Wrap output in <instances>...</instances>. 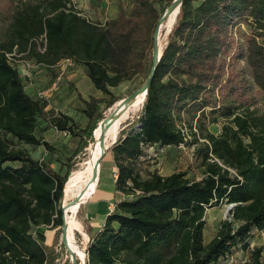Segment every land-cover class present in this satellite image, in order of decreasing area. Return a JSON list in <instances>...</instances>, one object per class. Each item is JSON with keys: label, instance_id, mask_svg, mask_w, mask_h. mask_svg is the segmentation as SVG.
I'll return each instance as SVG.
<instances>
[{"label": "trees", "instance_id": "obj_1", "mask_svg": "<svg viewBox=\"0 0 264 264\" xmlns=\"http://www.w3.org/2000/svg\"><path fill=\"white\" fill-rule=\"evenodd\" d=\"M68 1L0 0V264L56 263L60 252L38 228L61 226L63 190L73 169L68 164L61 175L11 146L4 135L52 150L35 133L42 118L79 135L86 145L105 117L95 100L85 101L88 124L83 129L70 116L48 114L45 100L26 91L7 53L25 52L48 65L70 58L84 66L95 88L110 93V86L136 75L145 80L161 15L155 4L164 3L165 9L172 2L134 0L128 14L119 9L100 27L66 11ZM259 95L264 99V0H182L142 117L123 128L109 148L114 207H107L97 229L84 220L86 264H213L233 246L246 247L253 228L263 232L264 111L257 106ZM205 107L226 120L218 134L206 128L205 122L215 123L217 116L208 117ZM194 117L205 131L197 149L203 175H162L157 168L140 174L137 163L150 148L186 143V120L188 131L197 135ZM136 124L137 130L130 131ZM223 202L233 204L230 218L205 243V211ZM245 264H264L262 248H253Z\"/></svg>", "mask_w": 264, "mask_h": 264}, {"label": "rangeland", "instance_id": "obj_2", "mask_svg": "<svg viewBox=\"0 0 264 264\" xmlns=\"http://www.w3.org/2000/svg\"><path fill=\"white\" fill-rule=\"evenodd\" d=\"M133 3L134 0H80L78 4L88 21L101 27L110 19L114 18L119 9H122L128 14ZM155 5L162 14L164 3H156ZM167 37L168 35L162 40V48L166 44ZM37 42L38 50L40 52L43 51L44 38H39ZM8 59L18 69L29 95L33 98L40 97L45 100L43 103L48 114L54 116H70L72 121L80 129L85 128L88 124L85 101L92 102L95 100L97 112L105 116L108 109L114 104H111L113 99L125 97L142 84L141 77L136 75L129 81H123L116 86H110V93H103L95 88L87 76L84 66L72 60L61 61V59L54 65H48L44 62L37 61L33 57H29L25 52L19 53L16 51L10 54ZM257 106L260 110L264 111V99L260 95L258 96ZM205 112L208 114V117L217 116L215 123L205 122V125L207 130L218 134L223 123L226 121L225 118L219 115V111L212 112L211 108L208 107H205ZM142 114L141 109L136 118L125 123L121 130L125 127L128 128L131 122L139 120ZM185 117L190 121L192 116L190 113H186ZM187 120L185 123L187 128L186 143L178 147L164 148L162 150L161 148H150L148 156L144 154L139 158L137 163L140 174L146 176L153 168H157L163 169V173L185 171L186 177L190 179H199L203 175V167L201 166L200 155L197 149L204 141L201 136L205 131L199 126V119L194 117L193 126H197L194 129L197 135L194 136L188 131ZM136 130L137 124L130 131ZM35 133L37 136L42 135L52 146V150L46 149L43 145L35 146L19 142L10 135H4V138L11 146L22 148L34 158L45 161L53 170L61 175L66 172L68 164H72L73 169L65 183L66 185L71 174L83 166L88 156L90 142L87 141V144L83 145L79 135H73L67 131L64 134V131L58 130L42 118H38L36 121ZM195 138H197V141H195ZM114 171L115 166L112 164L111 151L107 149L101 160L98 176L99 182L96 192L92 197L95 190L93 189L89 198L88 196L85 198L88 199L81 203L75 213V216L82 223L84 233H86L84 220H90L94 229H97L104 221L107 207L109 208L114 203L112 199L114 196L112 179ZM64 193L65 186L62 204L65 199ZM227 205L228 203L223 202L220 205L206 209L203 230V240L205 243L215 235L220 222L230 218L229 211H226ZM38 230L46 232L47 241L53 242L54 250L60 252V257L56 260L55 264H72L70 252L73 251L61 243V226L54 228L40 226ZM83 232L80 230L75 231V241L81 248H86L89 237L87 233L84 235ZM246 242L248 243L246 247H243L241 243L233 246L225 256L221 257L214 264H242L244 260L249 259L251 251L255 247L262 248V257L264 259V233L253 228Z\"/></svg>", "mask_w": 264, "mask_h": 264}, {"label": "bare ground", "instance_id": "obj_3", "mask_svg": "<svg viewBox=\"0 0 264 264\" xmlns=\"http://www.w3.org/2000/svg\"><path fill=\"white\" fill-rule=\"evenodd\" d=\"M175 15L176 9L169 14L159 28L158 41L160 50L162 49L161 44L163 38L169 34L171 27L175 23ZM122 99L123 98L116 100L108 109L105 117L98 122L93 132L94 141L89 144L88 156L85 159L83 166L71 174L67 184L65 185V199L63 203L65 208L63 221L66 227L65 247L75 253L80 264H82V261L85 260L86 255L83 248L77 245L75 241V231L80 230L83 232L82 223L75 216V213L81 203L89 198L85 199L88 193L97 186L100 166L98 168L97 179L93 182H91V180L95 163L100 159L102 154L101 142H104L103 149H106L110 145L111 141L118 137L122 126L136 118L142 109L145 100V91L140 90L125 104L121 103ZM83 234L86 235L84 232Z\"/></svg>", "mask_w": 264, "mask_h": 264}, {"label": "water", "instance_id": "obj_4", "mask_svg": "<svg viewBox=\"0 0 264 264\" xmlns=\"http://www.w3.org/2000/svg\"><path fill=\"white\" fill-rule=\"evenodd\" d=\"M181 2H182V0H172V2L163 10L162 14L160 15V17L158 19V22L156 24V27L154 29V32H153L152 67H151L147 77L142 82V84L138 88H136L135 90L130 92L128 95L123 97L122 102H121L122 104H125L126 102L131 100L132 97L134 95H136V93H138L140 90H144L145 91V95H146L147 90H148V88L150 86L153 74H154L155 67H156V65H157V63H158V61L160 59V56L162 54V49H163L162 48L160 50V48H159V41H158L159 28H160L161 24L164 22V20L169 16V14L172 13L175 9H176V15H175V18H176L177 13L179 12V7L181 5ZM171 29H172V27H171ZM171 29H170V31H171ZM117 138L112 140L110 145L106 149H103L104 142L103 141L101 142V144H102V150H101L102 154H101L100 159L95 163L91 182H93L95 179H97L98 168L101 165V160L103 158V155L105 154L106 150L109 149L110 146L115 143ZM232 206H233V204H231V203L228 204L227 208H226V211H229ZM62 210H63V213H62V224H61V243L65 246V242H66V227H65L64 221H63L64 215H65V208H64L63 204H62ZM83 251L85 252L86 257H85V260L82 261V264H86V262L88 261V252H87L86 248H83ZM70 254H71V263L75 264L76 263V259H77L76 255L73 252H70ZM78 264H79V262H78Z\"/></svg>", "mask_w": 264, "mask_h": 264}, {"label": "built area", "instance_id": "obj_5", "mask_svg": "<svg viewBox=\"0 0 264 264\" xmlns=\"http://www.w3.org/2000/svg\"><path fill=\"white\" fill-rule=\"evenodd\" d=\"M79 1L80 0H69L68 2H67V4H66V8L67 9H65L66 11H68V10H71V11H73L74 13H76L77 15H79V16H82V17H84V18H86L84 15H83V13H82V11L80 10V7H79ZM87 19V18H86ZM88 20V19H87ZM43 37V36H42ZM42 37H40V38H42ZM44 38V37H43ZM44 42H45V39H44ZM43 51H44V46H43ZM42 52V51H41ZM10 55V53H7V56H9ZM71 61V59L70 58H64V59H62L61 61ZM187 128H186V126L185 125H182V132L184 133V135H185V140H186V130ZM64 134H66V132L64 131ZM183 143H181L180 145H182ZM163 148H161V150H162ZM113 207H114V204L112 203L111 204V206H109V209L110 210H112L113 209ZM262 233H264V231L262 232ZM246 261L247 260H244V262L242 263V264H245L246 263ZM214 264V263H213Z\"/></svg>", "mask_w": 264, "mask_h": 264}, {"label": "crops", "instance_id": "obj_6", "mask_svg": "<svg viewBox=\"0 0 264 264\" xmlns=\"http://www.w3.org/2000/svg\"><path fill=\"white\" fill-rule=\"evenodd\" d=\"M153 169H154V168H153ZM162 170H163V169H158V171H159L162 175H167V174L173 172V171H171V172H168V173H163ZM98 181H99V180H98ZM97 184H98V183H97ZM96 187H97V186H96ZM92 190H93V189H92ZM92 190L88 193V195H87L88 197H89V195L91 194ZM95 192H96V188H95V190H94V192H93V194H92V197H93V195L95 194ZM92 197H91V198H92Z\"/></svg>", "mask_w": 264, "mask_h": 264}]
</instances>
